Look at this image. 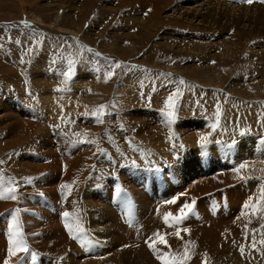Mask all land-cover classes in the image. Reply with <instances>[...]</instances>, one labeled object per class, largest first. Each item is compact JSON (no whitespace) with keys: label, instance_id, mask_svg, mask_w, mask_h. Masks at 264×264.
I'll list each match as a JSON object with an SVG mask.
<instances>
[{"label":"rangeland","instance_id":"rangeland-1","mask_svg":"<svg viewBox=\"0 0 264 264\" xmlns=\"http://www.w3.org/2000/svg\"><path fill=\"white\" fill-rule=\"evenodd\" d=\"M0 161V264H264V3L0 0Z\"/></svg>","mask_w":264,"mask_h":264},{"label":"snow or ice","instance_id":"snow-or-ice-1","mask_svg":"<svg viewBox=\"0 0 264 264\" xmlns=\"http://www.w3.org/2000/svg\"><path fill=\"white\" fill-rule=\"evenodd\" d=\"M238 2H243V3H247V4H252L254 2V0H238ZM259 2L264 3V0H259ZM22 24H24L25 27H31L30 25L27 24L26 21H22ZM17 43H19V41H17ZM37 45L40 43L39 41L36 42ZM33 49L30 47L27 49V52H31ZM89 52L92 51L91 48L88 49ZM27 54V53H26ZM97 56L100 55V53H96ZM20 63L23 64L24 60L23 58H21ZM55 63V62H54ZM122 64L121 62H114L113 64H111V67L113 69H119L121 68ZM114 74V71H110L107 73V77H111ZM71 75V65L69 66V70L67 73H65V76L70 78ZM105 82H107V78L105 79ZM185 82L183 81V79L180 80V84H184ZM166 109H169V111H167L166 113V118H167V123L169 126H171V124L174 122L175 118H176V110H175V106L173 104V99L172 96L170 95L167 99L166 105H165ZM103 109L104 106H100L99 109L97 110V119L96 122L97 123H103V120L101 119V115L103 114ZM217 116L219 117V109L217 110ZM213 130H215V128L217 127V125H212L211 126ZM79 135V134H77ZM211 135V133H209L208 135H201L199 137V144L201 146V148H204L207 146L208 143H210L209 141V136ZM180 147H183V145H180ZM3 162L0 161V164H2ZM135 163V161H133V164ZM246 165L245 164H241L239 166L240 169L245 168ZM237 171H239V169H237ZM28 183H31V179H29L27 181ZM68 187L67 185H62L61 188H65ZM121 190L117 189V192L119 193ZM41 196L44 195V193H40ZM0 199H11V200H16L17 196H16V189L15 188H6V189H0ZM174 202V201H173ZM261 202L264 203V186H262L261 189ZM195 204V200L192 201L191 204H185L181 209H180V214L178 216L172 217V214H166L164 217L165 223H168L170 219L174 220L176 224H180L183 222V220L186 218L187 214H191L193 211V205ZM252 211H257L259 210V206L258 205H253L251 204V202H246L245 205L242 206V212L247 213L249 210ZM187 210V211H185ZM18 211V210H17ZM69 214L67 212L64 213V216L67 217ZM245 227H247V225H245ZM262 229H264V225L261 226ZM12 231L9 234V247H8V255L5 258L3 264H11V259L12 257L16 256L17 253H25L27 254L29 252V247L26 243V240L23 236V233L20 231V226H19V222L17 217L13 216V224H12ZM81 231H83L81 229ZM180 231L181 229L177 228L176 230V236L178 238H180ZM184 232H188V229H183ZM258 230H253V247L255 248V234ZM69 232H71V228L69 227ZM261 235L264 236V231L261 232ZM155 242H159L161 244H166L167 241L164 239L163 236H161V234L159 232H156L153 234V237H149L148 240L145 241V243L148 245V247L157 255V259L162 261V264H184V262L187 259H190V254L187 250V247H185V252L183 254V258L180 260L174 259V258H166V254L163 253H157L156 248H155ZM259 243L261 245H264V239H261L259 241ZM240 252L241 255L244 254V247L241 246L240 247ZM206 255V254H205ZM35 257V253L32 254V259L34 260ZM23 264V262H22ZM202 264H207V261H203Z\"/></svg>","mask_w":264,"mask_h":264},{"label":"bare ground","instance_id":"bare-ground-1","mask_svg":"<svg viewBox=\"0 0 264 264\" xmlns=\"http://www.w3.org/2000/svg\"><path fill=\"white\" fill-rule=\"evenodd\" d=\"M233 2V1H232ZM194 3H196V2H192V3H190V4H194ZM218 3V2H217ZM187 4V3H186ZM220 4V3H219ZM229 4V3H228ZM231 6V5H230ZM198 9V8H197ZM230 9V8H229ZM163 207V206H162ZM169 208V207H168ZM164 210V209H163ZM165 210H166V208H165ZM168 212V211H167ZM161 213V212H160ZM163 213V212H162ZM165 214V213H164ZM162 215V214H161ZM156 217V216H155ZM139 218V217H138ZM163 218H164V216H163ZM159 219V218H158ZM161 219V218H160Z\"/></svg>","mask_w":264,"mask_h":264},{"label":"crops","instance_id":"crops-1","mask_svg":"<svg viewBox=\"0 0 264 264\" xmlns=\"http://www.w3.org/2000/svg\"><path fill=\"white\" fill-rule=\"evenodd\" d=\"M180 85H181V84H179L178 87H180ZM184 88H185V87H184ZM184 88H183V91H184ZM181 89H182V88H181ZM179 90H180V88H179ZM192 125H193V124H192Z\"/></svg>","mask_w":264,"mask_h":264}]
</instances>
